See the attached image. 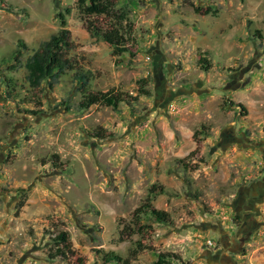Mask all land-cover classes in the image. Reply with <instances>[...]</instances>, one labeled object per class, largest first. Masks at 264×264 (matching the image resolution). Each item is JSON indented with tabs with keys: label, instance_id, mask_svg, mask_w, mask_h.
<instances>
[{
	"label": "rangeland",
	"instance_id": "obj_1",
	"mask_svg": "<svg viewBox=\"0 0 264 264\" xmlns=\"http://www.w3.org/2000/svg\"><path fill=\"white\" fill-rule=\"evenodd\" d=\"M124 1L133 40L115 56L77 0H0V264H104L99 251L127 257L138 243L132 264L159 253L179 257L172 264H264V195L251 230L236 214L238 193L264 186V0ZM61 12L87 89L127 93L131 106L79 110L75 71L30 89L26 61ZM148 198L171 224L146 213L137 225ZM63 232L74 254L51 260Z\"/></svg>",
	"mask_w": 264,
	"mask_h": 264
},
{
	"label": "trees",
	"instance_id": "obj_2",
	"mask_svg": "<svg viewBox=\"0 0 264 264\" xmlns=\"http://www.w3.org/2000/svg\"><path fill=\"white\" fill-rule=\"evenodd\" d=\"M77 9L85 23L86 28L92 33L96 40L107 43L115 56H120L131 51L130 42L133 40L132 34L134 24L131 19V9L129 4L124 0H77ZM199 11V9H197ZM70 14V11H66ZM206 11L205 14H210ZM101 18L109 20L106 25L101 23ZM57 19L60 22V29L53 34L47 41L41 44L40 48L35 51L26 61L27 83L30 89L38 91L44 83H47L50 89L54 88L59 78L66 74L67 71L74 72L73 78L79 85L82 92L81 100L78 104L79 110H88L92 106H104L117 110L120 103L131 106L137 98L127 93H103L91 92L87 89L89 77L87 73L76 67V63L69 58V52L74 48L71 39V31L67 28L66 14L59 13ZM26 45L20 42L18 47L12 52L11 58L19 61L23 55ZM13 84L9 81V85ZM141 96H147V91H141ZM38 111H29L32 115L40 113L42 103L37 102ZM194 153H192L193 155ZM54 160L59 157L53 156ZM25 203L19 205L20 210ZM149 213L156 223L171 224L172 220L168 213L155 209L150 204V199L135 212L137 225L140 224V218L143 214ZM19 216V211L16 213ZM142 227H139L141 229ZM63 247L58 248L56 255H51L50 259L55 260L60 257L68 261L74 252L71 249L68 233L63 232L55 239ZM144 247L140 243L130 251L127 257H122L115 252L105 253L99 251L101 260L104 264H132L140 251ZM173 253H159L157 260L153 264H172V261L178 259ZM81 264V260L78 259Z\"/></svg>",
	"mask_w": 264,
	"mask_h": 264
},
{
	"label": "flooded vegetation",
	"instance_id": "obj_3",
	"mask_svg": "<svg viewBox=\"0 0 264 264\" xmlns=\"http://www.w3.org/2000/svg\"><path fill=\"white\" fill-rule=\"evenodd\" d=\"M235 139H232V141H234ZM257 187L254 188L256 185ZM253 186H250V188L246 189V193L243 192V190H241L239 193H238V197H239V204H241V211L237 208L236 209V214H237V217L240 218L241 216V220H244L242 222V224H245V226H248L247 228L249 230L252 229L253 225H254V221L252 222V216L251 214L253 213V211L255 210V207L257 205V200L260 199L262 197V195H264V186L262 183H253L252 184ZM257 199V200H256ZM239 212V214H238ZM240 215V216H239ZM251 222V223H248V222ZM246 232V231H245ZM245 236L248 237V234H241V238H243L241 240V242L244 241ZM239 242V240H238ZM240 243V242H239Z\"/></svg>",
	"mask_w": 264,
	"mask_h": 264
}]
</instances>
